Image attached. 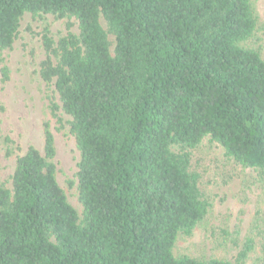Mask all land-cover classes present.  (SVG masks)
<instances>
[{
	"label": "trees",
	"instance_id": "16d2710c",
	"mask_svg": "<svg viewBox=\"0 0 264 264\" xmlns=\"http://www.w3.org/2000/svg\"><path fill=\"white\" fill-rule=\"evenodd\" d=\"M25 13L68 19L56 41L42 29L37 74L58 95L51 114L70 117L82 212L56 180L45 122L43 153L28 146L0 184V264H232L172 249L210 208L191 170L205 137L264 181V58L246 45L264 23L251 0H0V60Z\"/></svg>",
	"mask_w": 264,
	"mask_h": 264
},
{
	"label": "rangeland",
	"instance_id": "374dc122",
	"mask_svg": "<svg viewBox=\"0 0 264 264\" xmlns=\"http://www.w3.org/2000/svg\"><path fill=\"white\" fill-rule=\"evenodd\" d=\"M251 2L258 22L264 23V0ZM67 21L51 14L25 13L12 48L1 53L0 184H10L16 155L23 154L28 146L43 153V124L47 122L54 138L56 180L81 217L77 189L79 152L69 132L70 117L61 110L57 116L51 114L50 102L59 104L58 95L54 85L46 84L37 74L39 63L45 57L42 29L47 27L56 41L66 34ZM69 21L73 24L71 31L77 33V20ZM101 24L106 27L103 20ZM246 45L257 49L264 58L263 31L259 30ZM4 65L9 72L6 82L1 81ZM5 136L19 145V151L10 157L5 156ZM191 170L199 175V187L210 208L190 235H177L173 255L203 261L223 259L232 264H264V181L259 180L256 171L228 159L223 147L208 136L191 151Z\"/></svg>",
	"mask_w": 264,
	"mask_h": 264
}]
</instances>
